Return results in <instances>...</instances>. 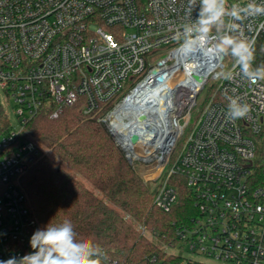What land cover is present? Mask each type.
<instances>
[{"label": "built area", "instance_id": "obj_1", "mask_svg": "<svg viewBox=\"0 0 264 264\" xmlns=\"http://www.w3.org/2000/svg\"><path fill=\"white\" fill-rule=\"evenodd\" d=\"M197 13L189 15L188 0H0V111L10 122L0 127V260L32 252L38 229L18 185L43 154L27 124L43 111L57 119L77 108L106 125L135 169L141 163L156 175L146 178L156 209L172 212L183 184L192 197L195 215L170 242L138 226L142 237L161 244L148 264H264V187L254 182L264 164V81L217 79L232 68L224 55L183 54L174 37ZM242 26L255 50H264V16ZM228 97L248 103L249 114L230 119ZM128 100L122 120L129 136H139L129 143L113 124ZM138 114L146 119L136 121ZM101 248L102 264H122Z\"/></svg>", "mask_w": 264, "mask_h": 264}, {"label": "trees", "instance_id": "obj_2", "mask_svg": "<svg viewBox=\"0 0 264 264\" xmlns=\"http://www.w3.org/2000/svg\"><path fill=\"white\" fill-rule=\"evenodd\" d=\"M254 65H264L262 48L255 50ZM8 126L7 115L0 111V127L7 130ZM26 130L53 155L41 154L18 181L38 228L71 220L79 237L104 247L122 264H148V257L159 254L160 246L142 237L137 226L155 230L170 242L176 227L195 215L184 184L172 212L156 209L153 186L138 176L104 125L96 118L82 117L77 108L65 109L57 119L43 111ZM254 178L256 186L264 187L263 163Z\"/></svg>", "mask_w": 264, "mask_h": 264}, {"label": "clouds", "instance_id": "obj_3", "mask_svg": "<svg viewBox=\"0 0 264 264\" xmlns=\"http://www.w3.org/2000/svg\"><path fill=\"white\" fill-rule=\"evenodd\" d=\"M197 9V17L185 23L174 37L182 41L183 54L230 55L234 59L232 68L217 72V79L231 81L239 75L252 85L264 81V65L253 67L255 39L245 36L242 26L247 18L264 16V3L250 0L241 6L229 5V0H188L189 15ZM237 68L239 72L235 71ZM227 108V116L232 120L245 118L251 110L239 97H228ZM30 246L33 251L29 254L0 260V264H102L104 255L98 244L79 237L72 221L67 219L38 228L30 238Z\"/></svg>", "mask_w": 264, "mask_h": 264}, {"label": "rangeland", "instance_id": "obj_4", "mask_svg": "<svg viewBox=\"0 0 264 264\" xmlns=\"http://www.w3.org/2000/svg\"><path fill=\"white\" fill-rule=\"evenodd\" d=\"M225 63H226L227 68H230V67H232V65L234 64V59H233L230 55H229V56H225ZM207 98H208L207 92H203L202 95L200 96L199 101H200L201 103H203V102H205V101L207 100ZM5 104H6V103H5ZM6 108H7V111H8V113H9V118H10V120H11L13 126H17L18 121H17L16 117H15L14 114H13V109H12V107H11L10 105H7ZM101 124H102V123H101ZM103 125H104V124H103ZM104 127L107 129L106 125H104ZM111 137H112V136H111ZM42 148H43V147H42ZM43 154H45V155H47V156H49V155H50V156H53L51 151H48V152H47V150H45L44 148H43ZM127 155H128V154H126V156H127ZM136 169H137V174H138V176H140V178H142V180H143L146 184H148L149 186H153V184H152L151 182H147V181H146V178H147L146 175H150V174H148L149 172L146 170L145 167L142 166L141 163H136ZM82 182L84 183V185H85L86 187H88L90 190H92L95 194L100 195V193H99L98 191L94 190V188H93L89 183H87V182L84 181V180H82ZM137 228H138V226H137ZM150 230H152V229H150ZM145 239H146V238H145ZM147 240H148V239H147ZM149 241H151V242H153V243H155V244L161 246V244H160V242H159L158 240H154V239H152V240H149ZM175 252H177V253H179V254L188 255V253H186L185 251L176 250Z\"/></svg>", "mask_w": 264, "mask_h": 264}, {"label": "bare ground", "instance_id": "obj_5", "mask_svg": "<svg viewBox=\"0 0 264 264\" xmlns=\"http://www.w3.org/2000/svg\"><path fill=\"white\" fill-rule=\"evenodd\" d=\"M127 106L125 108L120 109L119 114H116L114 116V122L113 124L115 125V127L118 130H121L124 133H128L129 132V122H123V118L126 116L127 111H129V100L127 101ZM156 175H148V179H152L155 178Z\"/></svg>", "mask_w": 264, "mask_h": 264}, {"label": "water", "instance_id": "obj_6", "mask_svg": "<svg viewBox=\"0 0 264 264\" xmlns=\"http://www.w3.org/2000/svg\"><path fill=\"white\" fill-rule=\"evenodd\" d=\"M157 73H158L157 70L153 71V74H157ZM145 119H146V115H144V114H138V115L135 116V120L136 121H140L141 122V121H144ZM124 139L127 140L128 143H129V141L135 142V141H137L139 139V136L137 134H135V133H131L130 136H129V133H128V135H126L124 137Z\"/></svg>", "mask_w": 264, "mask_h": 264}]
</instances>
